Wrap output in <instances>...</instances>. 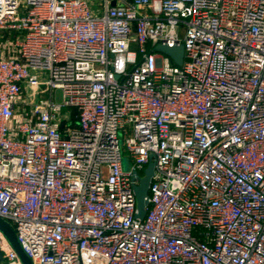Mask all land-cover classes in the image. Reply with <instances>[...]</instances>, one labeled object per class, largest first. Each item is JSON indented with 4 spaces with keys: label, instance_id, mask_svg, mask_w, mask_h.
<instances>
[{
    "label": "built area",
    "instance_id": "obj_1",
    "mask_svg": "<svg viewBox=\"0 0 264 264\" xmlns=\"http://www.w3.org/2000/svg\"><path fill=\"white\" fill-rule=\"evenodd\" d=\"M100 4L0 0V216L32 264H264V0Z\"/></svg>",
    "mask_w": 264,
    "mask_h": 264
},
{
    "label": "water",
    "instance_id": "obj_2",
    "mask_svg": "<svg viewBox=\"0 0 264 264\" xmlns=\"http://www.w3.org/2000/svg\"><path fill=\"white\" fill-rule=\"evenodd\" d=\"M155 48L157 50H161L166 54H168L176 65L183 64L185 59V47L182 44L176 45L174 47H169L167 45L159 43L158 45H156ZM64 125L65 124L62 123V127H64ZM154 171H155V161L152 160L147 164L142 176L140 175L139 172H135V174L133 175L134 179L136 178L139 179V183L134 184V191H135V196L137 197L136 216L141 220H143L146 216L147 206L150 201L149 190H150V185L152 182V176L154 174ZM0 230L6 235V237H8L13 248L18 253V256L21 257L23 263L32 264V261L29 258V256L26 255V253L23 251L12 224L6 219H3L1 216H0ZM3 260H4V256L2 251L0 250V264H2Z\"/></svg>",
    "mask_w": 264,
    "mask_h": 264
},
{
    "label": "rangeland",
    "instance_id": "obj_3",
    "mask_svg": "<svg viewBox=\"0 0 264 264\" xmlns=\"http://www.w3.org/2000/svg\"><path fill=\"white\" fill-rule=\"evenodd\" d=\"M94 6H100L102 0H92ZM58 93H59V97H60V91L58 90ZM123 138V134L122 132L120 133V139ZM122 160H123V168L125 170H130L132 168V160H130V154L129 152L123 148V151H122Z\"/></svg>",
    "mask_w": 264,
    "mask_h": 264
}]
</instances>
